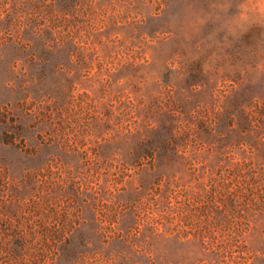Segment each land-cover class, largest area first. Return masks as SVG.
<instances>
[{
  "label": "rangeland",
  "instance_id": "obj_1",
  "mask_svg": "<svg viewBox=\"0 0 264 264\" xmlns=\"http://www.w3.org/2000/svg\"><path fill=\"white\" fill-rule=\"evenodd\" d=\"M263 199L264 0H0V264H264Z\"/></svg>",
  "mask_w": 264,
  "mask_h": 264
},
{
  "label": "trees",
  "instance_id": "obj_2",
  "mask_svg": "<svg viewBox=\"0 0 264 264\" xmlns=\"http://www.w3.org/2000/svg\"><path fill=\"white\" fill-rule=\"evenodd\" d=\"M228 179L225 176L216 178L207 193L199 197L195 204L197 203L196 206L202 214H206L209 208H212L219 217L225 218L228 223L226 226L228 229L225 230L230 231L232 240L237 241L236 237L242 231L245 218L254 214L258 204L253 202L256 200L254 195H252L253 199L250 198L248 191L243 189L237 178L232 189H230L231 182L224 183V180ZM227 193L229 197L225 199ZM262 202L264 203V199ZM216 229H222L221 223L217 222Z\"/></svg>",
  "mask_w": 264,
  "mask_h": 264
}]
</instances>
